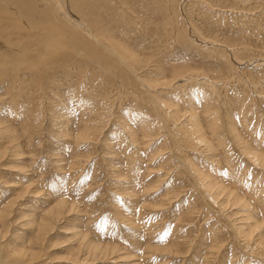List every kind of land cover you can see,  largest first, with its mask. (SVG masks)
I'll use <instances>...</instances> for the list:
<instances>
[{"label":"rangeland","instance_id":"obj_1","mask_svg":"<svg viewBox=\"0 0 264 264\" xmlns=\"http://www.w3.org/2000/svg\"><path fill=\"white\" fill-rule=\"evenodd\" d=\"M60 3L0 0L4 256L264 264V0Z\"/></svg>","mask_w":264,"mask_h":264},{"label":"bare ground","instance_id":"obj_2","mask_svg":"<svg viewBox=\"0 0 264 264\" xmlns=\"http://www.w3.org/2000/svg\"><path fill=\"white\" fill-rule=\"evenodd\" d=\"M59 1H61V3L60 4H63V6H66L68 3H67V0H59ZM10 10H14L13 9V6H11L10 5V8H9ZM61 9V8H60ZM69 10V9H68ZM16 12V11H15ZM67 12V11H66ZM62 13H64V12H62ZM15 14V13H14ZM67 15H68V13H67ZM71 15H73V14H71ZM70 15V16H71ZM5 16H8V14H6ZM5 16H3V17H5ZM66 16V15H65ZM3 17H1V15H0V18H3ZM16 17H18L17 15H16ZM74 18V17H73ZM72 19V18H71ZM70 19V20H71ZM77 19V18H76ZM4 20V19H3ZM9 20V19H8ZM11 21L12 20H15V19H10ZM75 21V20H74ZM74 21H72V23H74ZM77 23V22H76ZM75 25H78V24H75ZM3 25L0 23V53L1 52H3L4 54H6L7 55V58L8 59H14V58H16V57H20L21 56V54H19V52H18V47H17V45L15 46V40L16 39H12V37H11V34H12V31L14 32H16V28H14V27H10V26H8V28H6V26L5 27H2ZM83 26V25H82ZM89 30V29H88ZM14 32V33H15ZM28 36V35H27ZM22 41H24V39L22 38ZM22 41H21V45L23 44L22 43ZM4 43H6V45H7V47H5V44ZM16 44H19V46H20V42H17ZM4 54H0V57L2 56V55H4ZM4 57H6L5 55H4ZM27 57H29V56H27ZM1 67V66H0ZM89 127V126H88ZM87 137V136H86ZM202 138V137H201ZM192 142V141H191ZM205 142H206V140H205ZM258 156V155H257ZM258 159V158H257ZM191 166V165H190ZM14 202V201H13ZM236 202V201H235ZM61 205V204H60ZM247 206V205H246ZM12 205L11 204H8L6 207H4L2 210H0V233H1V228L3 227V226H9L10 225V217H11V215H12ZM58 207V206H57ZM51 212L53 213V211L51 210ZM50 212V213H51ZM49 213V212H48ZM55 214H56V212H54ZM53 213V214H54ZM52 215V214H51ZM50 216V215H49ZM55 216V215H54ZM50 217H52V216H50ZM53 219H54V217H53ZM52 219V220H53ZM49 220V219H48ZM51 220V221H52ZM54 222V221H53ZM47 223L48 222H46V220H45V225H47ZM3 225V226H2ZM41 225V224H40ZM53 225V224H52ZM44 226V225H43ZM6 227V228H7ZM42 230H44L43 228H42ZM5 231V230H4ZM48 231V230H47ZM40 232V231H39ZM6 233V232H5ZM6 234H8V233H6ZM9 234H10V231H9ZM39 235V234H38ZM40 237L42 236V235H39ZM43 238V237H42ZM3 240H4V238L2 237V233H1V236H0V264H15L14 263V260H16V259H18L19 261H20V259L21 258H24V257H26V256H29V254H33L34 253V249L31 247V246H27L26 245V243H24L25 245H23V247H21V249H19L18 247H17V249H19V250H17V249H15V248H13V247H11L12 249H11V251H10V257H12V258H14V260L13 259H8V258H6L4 255H5V248L2 246V242H3ZM39 242V241H38ZM13 246V245H12ZM15 254V255H14ZM17 261V260H16ZM27 264H30V263H27Z\"/></svg>","mask_w":264,"mask_h":264}]
</instances>
